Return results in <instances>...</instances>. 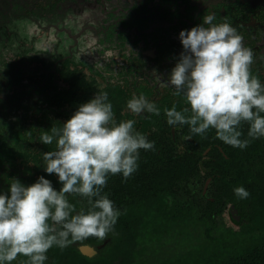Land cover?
<instances>
[{
  "label": "flooded vegetation",
  "instance_id": "1",
  "mask_svg": "<svg viewBox=\"0 0 264 264\" xmlns=\"http://www.w3.org/2000/svg\"><path fill=\"white\" fill-rule=\"evenodd\" d=\"M204 15L237 29L244 46L254 53L252 72L264 84V0H0V43L12 46L13 34L7 26L19 20L37 28L36 38L44 46L41 52H34L26 38L19 50L17 45L13 54L0 62V193L7 191L11 179L27 186L40 176L59 189L57 177L44 171L41 155L53 146L44 145L38 138L101 91L108 93L117 121L136 120V130L154 142L152 150H140L139 168L158 145L164 164L145 168H204L201 162L181 165L173 157L199 154L195 148L186 149L194 140L220 141L214 130L203 137L192 134L187 125H168L163 113L173 104L178 110L185 106L166 81L182 51L179 32L199 24ZM133 94L145 95L161 114L133 115L126 108ZM247 130L244 124V139H248ZM173 141L174 145L170 143ZM253 141L258 149L264 137L250 140L248 165L235 168H264L252 165ZM206 151L202 152L203 159ZM209 183V179L202 182V195ZM187 190L180 191L175 201L190 206L189 213L198 217L204 198L197 196L198 192L190 196ZM104 191L108 193V184ZM68 199L77 211L88 207L82 197L69 195ZM164 200L170 207L175 205L169 196ZM226 208L237 229L244 223L242 214L233 204L223 211ZM107 242L108 236L96 244L94 237H89L64 249L53 247L45 264H98L92 258ZM23 259L18 257L12 264ZM101 264L110 262L105 258Z\"/></svg>",
  "mask_w": 264,
  "mask_h": 264
},
{
  "label": "clouds",
  "instance_id": "2",
  "mask_svg": "<svg viewBox=\"0 0 264 264\" xmlns=\"http://www.w3.org/2000/svg\"><path fill=\"white\" fill-rule=\"evenodd\" d=\"M204 15L201 22L181 30L182 51L170 69L166 83L174 88L184 107L173 104L163 113L170 126H188L192 134L215 137L234 148H246L250 140L264 137V84L253 74V51L244 46L237 29L214 22ZM133 115L159 116L161 109L145 95L133 94L126 102ZM136 120L117 121L106 91L79 104L63 123L42 131L38 141L53 146L42 153L44 171L54 174L59 189L40 176L25 186L11 179L0 193V264H45L47 252L64 249L89 237L107 238L121 212L104 189L109 176L126 181L138 168L140 150H152L154 142L136 130ZM248 125V139H241ZM238 198L250 193L234 188ZM86 200L78 211L68 196Z\"/></svg>",
  "mask_w": 264,
  "mask_h": 264
},
{
  "label": "trees",
  "instance_id": "3",
  "mask_svg": "<svg viewBox=\"0 0 264 264\" xmlns=\"http://www.w3.org/2000/svg\"><path fill=\"white\" fill-rule=\"evenodd\" d=\"M252 143V165H264V141L258 149L256 141ZM159 146L126 181L119 174L109 176V198L121 215L114 231L108 234L107 244L92 261L101 264L107 258L110 264H264V168H235L248 165L251 150L215 139H197L186 149L195 148L199 154L174 155L173 161L187 166L201 162L204 168H145L164 164ZM206 179L210 183L202 195ZM197 182L198 196L204 198L198 217L189 213L190 206L175 201L180 191L187 190L188 183L189 187H197ZM240 186L250 193L248 198L235 195L234 188ZM166 196L173 199V207L165 202ZM228 204L238 208L244 219L236 230L224 227L220 221L219 214ZM99 241L94 237V244ZM163 248L167 254L159 257Z\"/></svg>",
  "mask_w": 264,
  "mask_h": 264
},
{
  "label": "rangeland",
  "instance_id": "4",
  "mask_svg": "<svg viewBox=\"0 0 264 264\" xmlns=\"http://www.w3.org/2000/svg\"><path fill=\"white\" fill-rule=\"evenodd\" d=\"M7 30L13 34L12 40V46H8L9 44H4L0 43V62L5 60V58L11 56L13 54L14 49L16 48L17 45H19L18 50L22 47V41L26 40V38H29L30 44L33 45L34 47V52H41V47L43 48L44 46L40 44L39 39L36 38V34H38L37 28H34L30 24H27L22 21H14L10 25L7 26ZM50 45V42L48 43ZM52 45V44H51ZM45 48H48L45 47ZM40 49V50H39ZM197 187H189L187 192H189L190 196H196L197 195V188L200 185V182H197ZM198 196V195H197ZM228 208V207H227ZM227 208L222 212L221 214V223L223 224L224 227L230 228L232 230H236V227L234 224H232L227 216L226 210ZM198 211V210H197ZM194 213L198 215V213ZM167 251L165 248L161 249L158 253L159 257H162L163 255H166Z\"/></svg>",
  "mask_w": 264,
  "mask_h": 264
},
{
  "label": "water",
  "instance_id": "5",
  "mask_svg": "<svg viewBox=\"0 0 264 264\" xmlns=\"http://www.w3.org/2000/svg\"><path fill=\"white\" fill-rule=\"evenodd\" d=\"M232 209V208H231ZM235 211L232 212V214L234 213ZM237 217L233 220L234 222H237Z\"/></svg>",
  "mask_w": 264,
  "mask_h": 264
}]
</instances>
